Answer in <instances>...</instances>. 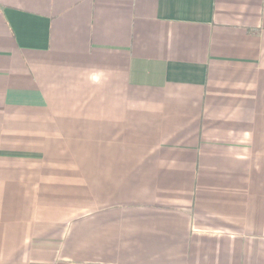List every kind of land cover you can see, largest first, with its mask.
Segmentation results:
<instances>
[{"label": "crops", "instance_id": "crops-1", "mask_svg": "<svg viewBox=\"0 0 264 264\" xmlns=\"http://www.w3.org/2000/svg\"><path fill=\"white\" fill-rule=\"evenodd\" d=\"M0 264H264V0H0Z\"/></svg>", "mask_w": 264, "mask_h": 264}]
</instances>
